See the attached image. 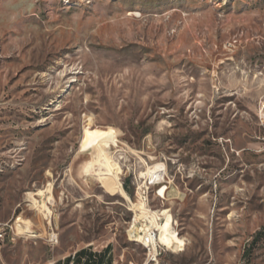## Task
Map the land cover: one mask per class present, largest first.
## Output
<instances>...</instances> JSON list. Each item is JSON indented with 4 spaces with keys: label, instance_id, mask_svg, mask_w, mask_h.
Returning a JSON list of instances; mask_svg holds the SVG:
<instances>
[{
    "label": "rangeland",
    "instance_id": "rangeland-1",
    "mask_svg": "<svg viewBox=\"0 0 264 264\" xmlns=\"http://www.w3.org/2000/svg\"><path fill=\"white\" fill-rule=\"evenodd\" d=\"M90 129L128 199L84 169ZM156 165L148 208L185 246L154 264H264V0H0V264H153L133 207Z\"/></svg>",
    "mask_w": 264,
    "mask_h": 264
},
{
    "label": "bare ground",
    "instance_id": "bare-ground-1",
    "mask_svg": "<svg viewBox=\"0 0 264 264\" xmlns=\"http://www.w3.org/2000/svg\"><path fill=\"white\" fill-rule=\"evenodd\" d=\"M115 146H116L115 141L107 137L104 131L100 129L84 130V137L80 145L79 153L93 154L94 161L89 162L86 168H84L87 173L93 170L95 164H98V166L101 168L103 167L105 172L99 171L97 174L99 176L98 177L99 182L102 183L107 189H111V190L117 189L118 194L120 196H122L125 199H128L126 192L122 189L119 183V173L121 169L116 162L111 160L108 154V150ZM161 173H162V168H160L159 165H156L148 170V172L146 173V177H148V179L152 181L159 180L161 179ZM165 190L166 189L164 187L160 189V195L163 197H165ZM50 192H51V186H48V189L46 191H37L35 193L28 194V199L32 203V207L38 212H44L46 217H48L51 214L50 209L46 206V203H52L53 200L52 196H50ZM38 197L39 198L43 197L44 201L37 200ZM133 208L141 213L148 212L147 207L145 206V204L142 203L134 205ZM152 213L157 214V221H164V224L158 226V230H159L158 240L162 244H164L168 249L174 252L182 251L184 242L178 236H176L175 231L172 230L173 221L168 211L165 210L163 212H152ZM21 224H25V222L21 221L20 225ZM136 242L142 245L144 249H146L147 251L146 244H142L140 240H136Z\"/></svg>",
    "mask_w": 264,
    "mask_h": 264
},
{
    "label": "built area",
    "instance_id": "built-area-1",
    "mask_svg": "<svg viewBox=\"0 0 264 264\" xmlns=\"http://www.w3.org/2000/svg\"><path fill=\"white\" fill-rule=\"evenodd\" d=\"M163 172H164V168H163ZM162 183H164L163 176L159 180H154V181L149 180L148 182L144 181L140 186H138L136 192L138 197V204L140 203L145 204V206L148 208V196H149L150 187L160 186L162 185ZM161 188L162 187H160V189ZM164 188L167 190L166 186H164ZM160 189L157 190L156 195L159 198L164 199V197L160 195ZM137 212L139 213L138 216L139 218L137 219L138 220L137 224L139 225V228H138V236L135 238V240H140L142 244H146L147 262L153 264L157 263L159 256L166 250V246L158 240V236H159L158 226L164 224V221H157V214L152 213L151 210H149V208H148V212L146 213H141L139 211ZM173 225H172V230L175 231ZM175 234L176 236L179 237V235H177V232H175ZM4 236L5 233L3 232V230H0V241L4 240ZM54 237L55 236L51 235L50 240H53ZM184 246L185 244L183 245V247ZM75 256L76 253L70 257L71 259L70 264L74 263ZM86 261H87V257H83L80 264H85Z\"/></svg>",
    "mask_w": 264,
    "mask_h": 264
},
{
    "label": "trees",
    "instance_id": "trees-1",
    "mask_svg": "<svg viewBox=\"0 0 264 264\" xmlns=\"http://www.w3.org/2000/svg\"><path fill=\"white\" fill-rule=\"evenodd\" d=\"M254 243H256L255 241L254 242H252V244H254ZM110 252V246H108V247H106L102 252H100L99 254H95V256H96V262L94 261V262H92L93 264H103V259L101 258L100 259V257H98V256H102V254H108ZM84 255H86V252H83V251H81V252H78V253H76V256H75V260H74V263L73 264H80V257H83ZM87 261H88V259H87ZM87 261H86V263L85 264H87ZM65 262H66V264H69L70 262H71V259H70V257L69 258H67L66 260H65ZM113 262H112V260L109 258L108 260H107V264H112Z\"/></svg>",
    "mask_w": 264,
    "mask_h": 264
},
{
    "label": "crops",
    "instance_id": "crops-1",
    "mask_svg": "<svg viewBox=\"0 0 264 264\" xmlns=\"http://www.w3.org/2000/svg\"><path fill=\"white\" fill-rule=\"evenodd\" d=\"M100 253V252H99ZM83 257H87V259H88V261H87V264H93L92 262H96V256H95V254L94 253H91V252H89L88 254H86V255H84ZM83 257H80L79 259V261H80V263H81V260H82V258ZM98 257H100V259L102 258L103 259V264H107V260L110 258V252L108 253V254H102V256H98ZM67 259V258H66ZM65 259V260H66ZM65 260L62 262V263H59V264H66V262H65ZM70 264V263H69Z\"/></svg>",
    "mask_w": 264,
    "mask_h": 264
}]
</instances>
